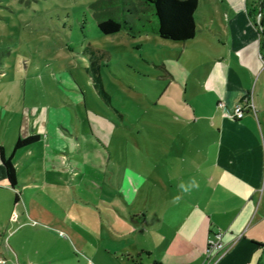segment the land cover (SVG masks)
Masks as SVG:
<instances>
[{"label": "rangeland", "instance_id": "374dc122", "mask_svg": "<svg viewBox=\"0 0 264 264\" xmlns=\"http://www.w3.org/2000/svg\"><path fill=\"white\" fill-rule=\"evenodd\" d=\"M130 2L143 5L141 0H0V142L14 132H38L41 140L28 147H35L33 156L47 158L34 166L59 184L49 186L57 190L50 191L58 194L59 210L78 223L90 209L99 221L103 217L98 226L109 235L103 233V242L122 239L127 248L151 241L147 227L154 220L149 215L144 229L137 221L144 214L140 210L165 204L166 191L180 188L171 187L176 179L168 168L177 169L171 156L182 155L174 140L183 142L174 131L171 101L177 93L168 85L175 80L170 73L183 81L190 74L192 84L200 70L185 52L180 60L188 67L176 59L181 41L125 29L100 31V18H137ZM152 17L146 11L145 22L151 24ZM208 18L209 3L200 0L196 23L202 26ZM89 43L109 50V57H96L109 100L98 93L87 69ZM105 212L113 215L115 230ZM147 253L140 258L148 259Z\"/></svg>", "mask_w": 264, "mask_h": 264}, {"label": "crops", "instance_id": "0c3cea01", "mask_svg": "<svg viewBox=\"0 0 264 264\" xmlns=\"http://www.w3.org/2000/svg\"><path fill=\"white\" fill-rule=\"evenodd\" d=\"M206 2L208 21L197 23L193 38L177 40L182 48L176 59L188 67L181 54L194 57L198 79L191 84L190 74L183 81L171 73L175 80L168 79L177 93L171 101L174 131L183 138V146L174 140L182 155L171 156L178 168L168 166L176 179L170 185L183 183L187 191L168 189L165 204L140 210L144 214L137 221L144 229L149 215L154 220L147 227L151 241L132 248L122 239L103 242V233L109 237L98 226L103 217L99 221L88 209L77 223L64 214L58 194L51 192L57 190L49 189L59 184L48 181L42 166H34L47 158L33 156L35 147H28L41 137L14 150L22 135L14 132L11 140L0 142L17 172L12 185L0 157V264H127L123 254L139 256L140 264H208V239L217 230L226 246L211 258L215 264H264V246L256 243H264V0ZM250 94L255 109L235 117L234 106ZM54 146L51 140L50 149ZM192 178L198 187L190 185ZM104 214L115 230L113 215ZM144 250L148 259L140 258Z\"/></svg>", "mask_w": 264, "mask_h": 264}, {"label": "trees", "instance_id": "16d2710c", "mask_svg": "<svg viewBox=\"0 0 264 264\" xmlns=\"http://www.w3.org/2000/svg\"><path fill=\"white\" fill-rule=\"evenodd\" d=\"M132 1V0H129ZM142 6L136 7L133 2L129 9L137 11V18L133 20L121 19L114 15H109L98 20V27L103 33H113L121 29L127 30L130 34L136 35L141 33H156L163 38L172 40H187L193 38L197 31L198 25L195 19V11L200 0H141ZM146 11L153 12L155 19L152 17V23L145 22ZM138 19L141 24L138 23ZM89 52L90 62L87 67L91 73L94 85L98 93L106 100L110 99V94L104 86L97 54L110 56L109 50L98 48L91 43L86 46ZM95 56V57H94ZM40 138L38 133H32L27 136H19L14 142V150L34 143ZM0 157L4 164L7 178L12 185L17 184V172L15 164L12 160V154L6 155L3 147L0 149ZM259 246L264 243L256 242ZM129 261L127 264H140L139 256L131 254H123Z\"/></svg>", "mask_w": 264, "mask_h": 264}, {"label": "built area", "instance_id": "2783aa9c", "mask_svg": "<svg viewBox=\"0 0 264 264\" xmlns=\"http://www.w3.org/2000/svg\"><path fill=\"white\" fill-rule=\"evenodd\" d=\"M261 21V14L259 13L257 16V22L260 24ZM263 63H264V55H261ZM219 105H224V101H219ZM249 109H255V104L253 101L252 95H248L243 102L237 103L233 108V115L237 118H240L244 115L245 111ZM223 232L221 230H217L214 232L208 239V247H207V256L206 260L208 264H215V261H211L216 254L222 251L225 248V243L222 239Z\"/></svg>", "mask_w": 264, "mask_h": 264}, {"label": "clouds", "instance_id": "9594fccd", "mask_svg": "<svg viewBox=\"0 0 264 264\" xmlns=\"http://www.w3.org/2000/svg\"><path fill=\"white\" fill-rule=\"evenodd\" d=\"M189 183H190V185H191L192 187H198V183L196 182L195 178H192V179L190 180ZM180 188H181L182 190L187 191V189L185 188V185H184L183 183L180 185Z\"/></svg>", "mask_w": 264, "mask_h": 264}]
</instances>
